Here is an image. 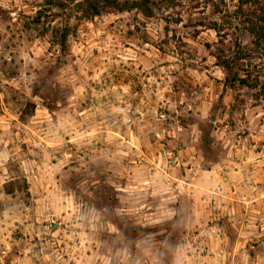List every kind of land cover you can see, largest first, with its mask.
I'll return each mask as SVG.
<instances>
[{
    "label": "rangeland",
    "instance_id": "1",
    "mask_svg": "<svg viewBox=\"0 0 264 264\" xmlns=\"http://www.w3.org/2000/svg\"><path fill=\"white\" fill-rule=\"evenodd\" d=\"M146 1L0 0V264H264L261 1Z\"/></svg>",
    "mask_w": 264,
    "mask_h": 264
},
{
    "label": "trees",
    "instance_id": "2",
    "mask_svg": "<svg viewBox=\"0 0 264 264\" xmlns=\"http://www.w3.org/2000/svg\"><path fill=\"white\" fill-rule=\"evenodd\" d=\"M108 0H88V2H94L96 6L100 5L101 3L106 5ZM241 1V0H240ZM260 7H259V13L257 18L255 19V23L250 24V30L249 33L254 37V42L256 46H259L261 42H264V28L260 25V23L264 22V0H259ZM112 4L116 3L115 1L110 2ZM117 5V4H116ZM132 8L138 9L145 13L146 15H149V7L147 5L146 0H133L132 2ZM94 14H97L99 10H95Z\"/></svg>",
    "mask_w": 264,
    "mask_h": 264
}]
</instances>
